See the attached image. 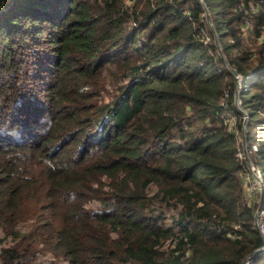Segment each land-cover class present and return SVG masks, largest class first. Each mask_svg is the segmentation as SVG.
Returning <instances> with one entry per match:
<instances>
[{"label":"trees","instance_id":"16d2710c","mask_svg":"<svg viewBox=\"0 0 264 264\" xmlns=\"http://www.w3.org/2000/svg\"><path fill=\"white\" fill-rule=\"evenodd\" d=\"M249 1L0 0V264H264L236 154L264 188Z\"/></svg>","mask_w":264,"mask_h":264},{"label":"rangeland","instance_id":"374dc122","mask_svg":"<svg viewBox=\"0 0 264 264\" xmlns=\"http://www.w3.org/2000/svg\"><path fill=\"white\" fill-rule=\"evenodd\" d=\"M204 14H205V12H204ZM205 20L207 21V24L210 27L211 25H210V19H209L208 12L205 14ZM260 38H261V36H259L257 39L254 38V37H253V39L250 38V37H246L245 38V43H248L251 48H254V45L256 44V42ZM26 64L27 63L18 66L17 67L18 69L16 71H14V73L16 74V72H18L19 75L26 76L25 77L26 78V82H28L30 84L33 81L29 80L28 71H30V69L34 70L32 67H33V65H36V64H31L32 65L31 67H30V63H28L27 65ZM44 74L48 75V70H45ZM108 75H110V73ZM108 75H105V78H103L104 84H105V89H107V90H109L111 88V83H110V80L108 79ZM42 76H44V75H42ZM101 76H102V74H101ZM13 78L14 77H9V78L6 79V81L1 80V82H0V94H5L9 90V89L6 88V86L10 84V82L12 81ZM81 87H84V89H86V85H82ZM238 103H239V101L237 100V104ZM238 107H240V106L238 105ZM244 115H245V113L243 114V117H244ZM229 121L233 122V117L232 116H229ZM232 122H231V124H232ZM28 263L29 264H68L67 261L60 255L56 256V257H51L48 253H42V252H40L36 257H33L32 259H30Z\"/></svg>","mask_w":264,"mask_h":264},{"label":"built area","instance_id":"2783aa9c","mask_svg":"<svg viewBox=\"0 0 264 264\" xmlns=\"http://www.w3.org/2000/svg\"><path fill=\"white\" fill-rule=\"evenodd\" d=\"M264 4V0H250L248 2V6H247V16H245L244 18V25H250L251 24V16L255 14V12L257 11V9ZM235 76L238 78V74L235 73ZM255 145L254 143H252L250 145V147L245 146V151L248 152L250 149H254ZM236 154L238 156H243V149L242 146L241 148H239L236 151ZM250 163L252 164L251 160ZM241 175L244 179V182L246 184V189L247 192L250 195H254L256 197L257 200V192L259 189V183L258 181L254 178V176L252 175L248 165L246 163H244V167L241 170ZM256 220H257V226L259 228V230L261 232L264 233V208H263V201H262V208L261 210L257 213L256 216ZM241 264H249L248 263V259H245L244 261H242Z\"/></svg>","mask_w":264,"mask_h":264},{"label":"water","instance_id":"95a60500","mask_svg":"<svg viewBox=\"0 0 264 264\" xmlns=\"http://www.w3.org/2000/svg\"><path fill=\"white\" fill-rule=\"evenodd\" d=\"M200 1V0H199ZM204 12L205 14L207 13V10L204 6ZM214 42L217 46V52L223 62V64L225 65L226 68H228V70L231 71L233 77H234V81H235V85H234V91H233V98H234V102L237 104V91H238V86H239V83H238V78L235 76V73L233 72V70L231 68H229L228 64L226 63V61L224 60V57H223V54H222V51L219 47V44L216 40V37L214 36ZM246 120V114L244 115V118H243V122H242V127L244 125V122ZM241 146H242V149H243V159H244V162L248 165L252 175L254 176V178L258 181L259 183V189H258V192H257V204H256V207L254 208L253 210V213H252V222H253V227L259 232L260 236L262 237L263 239V242H264V233L261 232L257 226V220H256V216H257V213L261 210L262 208V201H263V197H264V188H263V185H262V182H261V179L259 177V175L257 174V172L254 170L253 168V164L250 163V159L248 157V154L247 152L245 151V142H244V138L243 136L241 137ZM264 247V243L262 246H259V247H256L253 249V251H257V250H260ZM250 256V253H247L242 259H241V262L240 264L242 263V261H244L245 259H248Z\"/></svg>","mask_w":264,"mask_h":264}]
</instances>
